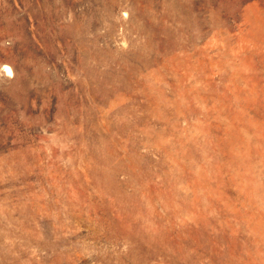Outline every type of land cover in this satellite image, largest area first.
<instances>
[{
	"label": "rangeland",
	"instance_id": "obj_1",
	"mask_svg": "<svg viewBox=\"0 0 264 264\" xmlns=\"http://www.w3.org/2000/svg\"><path fill=\"white\" fill-rule=\"evenodd\" d=\"M0 264H264V0H0Z\"/></svg>",
	"mask_w": 264,
	"mask_h": 264
},
{
	"label": "bare ground",
	"instance_id": "obj_2",
	"mask_svg": "<svg viewBox=\"0 0 264 264\" xmlns=\"http://www.w3.org/2000/svg\"><path fill=\"white\" fill-rule=\"evenodd\" d=\"M7 71H9V68H7Z\"/></svg>",
	"mask_w": 264,
	"mask_h": 264
}]
</instances>
